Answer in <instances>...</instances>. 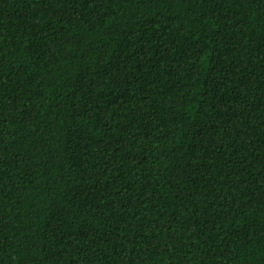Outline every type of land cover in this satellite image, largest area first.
I'll use <instances>...</instances> for the list:
<instances>
[{
  "label": "trees",
  "instance_id": "obj_1",
  "mask_svg": "<svg viewBox=\"0 0 264 264\" xmlns=\"http://www.w3.org/2000/svg\"><path fill=\"white\" fill-rule=\"evenodd\" d=\"M0 264H264V0H0Z\"/></svg>",
  "mask_w": 264,
  "mask_h": 264
}]
</instances>
